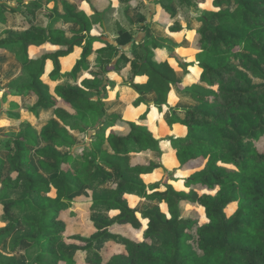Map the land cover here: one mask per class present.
Masks as SVG:
<instances>
[{
    "label": "trees",
    "instance_id": "1",
    "mask_svg": "<svg viewBox=\"0 0 264 264\" xmlns=\"http://www.w3.org/2000/svg\"><path fill=\"white\" fill-rule=\"evenodd\" d=\"M43 1L21 4L30 16L28 24L21 30H0V51L18 44L22 68L29 77L27 83L10 92L29 91L33 104L28 111L37 114L38 109L51 107L61 124L50 119L39 130L26 124L1 138L12 170L8 178H2L0 159V249L13 236L18 222L12 210L21 205L32 214L24 221L26 232L14 237L11 250L18 244L26 264H264V82L253 83L249 77L251 72L264 79V0H176L188 11L191 7L200 10L195 16L200 23L192 42L195 53L188 61L155 36L133 43L131 73L119 92L133 106L144 104L150 109V102L141 96L150 89L156 93L154 105L159 111L168 106L176 74L167 58L158 57V48L166 49L184 72L194 66L201 70L196 82L181 86L195 105L185 109L183 117L173 114L166 120L168 125L180 123L187 129L185 137H171L177 169L182 173L172 179L182 186L176 188L170 182L172 174L166 172L146 188L154 190L147 196L157 198L159 204L143 210L145 225L122 202L124 192L145 191L135 175L150 174L161 167L131 156L158 150V139L149 126L105 114L100 74L82 80L78 87L57 85L53 91L43 80L46 62H52L49 75L55 78L61 70L60 58L72 54L76 47L81 53L72 73L87 68L86 58L94 52L100 54L98 62L104 72L114 70L110 62L117 45L89 34L90 16H102L117 1L133 0H60L65 18L87 32L84 39L71 42L59 28L32 23ZM48 1L54 3L55 10L57 0ZM157 1L174 15L169 4L175 0ZM10 10L16 7L10 6ZM3 14L0 9V21ZM168 30L183 32L188 27L175 21ZM131 41V33L120 30L118 44ZM106 52L108 56L103 58ZM135 76L147 79L134 83ZM93 89L98 92H91ZM5 93L0 97V114ZM147 112L140 119L144 120ZM68 129L86 134L94 131L96 140L90 146H78L77 156L69 151L61 154L63 148L76 147ZM106 143L110 149L104 147ZM28 146L37 148L40 170L30 164ZM45 172L54 175L48 177ZM113 178L116 180L105 196L97 197L95 192L93 196L97 203H118L117 216H88L85 221L93 228L90 235L69 234L67 219L74 215H62L69 195L81 185H99ZM21 183L25 193L10 198V189ZM128 225L136 232L143 231V240L118 235L116 230ZM74 238L91 242L120 239L124 247L109 256L94 250L89 259L80 260L76 257L80 248L67 242ZM16 262L13 255L0 260V264Z\"/></svg>",
    "mask_w": 264,
    "mask_h": 264
},
{
    "label": "crops",
    "instance_id": "2",
    "mask_svg": "<svg viewBox=\"0 0 264 264\" xmlns=\"http://www.w3.org/2000/svg\"><path fill=\"white\" fill-rule=\"evenodd\" d=\"M27 1L32 0H25L23 2ZM143 2L144 4H147L148 7L146 12H143L141 10V5L143 4ZM8 3L9 2H7L6 4L0 2V9L4 11V20L0 21V30H21L25 25L5 26L9 16L12 15V13H20L18 8L21 7L22 4L18 2V4L15 6ZM134 3L138 4L137 7L134 5ZM231 4V7H233L234 3L232 2ZM169 5L175 12L174 15H171L169 12L164 10L157 0H133L132 3L117 1V3L113 7L105 11L102 16H90L92 25L89 34L92 36H98L109 44L117 45V52L113 53L110 62L111 64L115 65L114 70L104 72L103 64L98 62L100 54L94 52L90 55V57L86 58V63L88 64L87 68H80L76 73H72V68L79 59L81 53V48L76 47L72 54L60 58L61 70L58 76L54 78L49 75L53 68V64L51 61H47L46 73L43 77L44 82H46L49 85L51 91H53V88L57 85L64 88L78 87L81 85L82 80L86 78H92L95 76V74L102 75L103 82L99 84L101 85L100 94L102 95L101 98L103 102V111L105 112V114H107L108 116H117L119 118L127 119L137 123H146L149 126L150 130L153 132L155 138L158 139V150L147 149L139 153L131 154V156H139L145 160L152 161L156 164H161V167L156 168L150 174L135 175V177L137 176L135 181L145 185V191H142L143 195L141 199L135 195H127L126 197L129 204L133 205L134 208H136V216H139L141 214L143 208L145 210L146 208L157 206L159 204V200L157 198H149L147 196L154 191L151 189H146L149 185L160 181L164 177L166 172L170 174L173 173L175 175L179 174V176H182L181 171L177 169L178 161L176 158L175 148L171 143V137H185L187 134V129L180 123H173L172 125H168L166 120L173 114H177L180 117H183L184 110L195 105L194 101L189 97L188 92L181 88V86L184 88L189 87L192 83L196 82L201 71L198 67L194 66L189 67L188 71L184 72L176 62L175 58L167 55L166 49L158 48L156 50V53L160 59L167 58L169 63L171 60L175 62V65H171V63L170 65L176 74V83L171 84V90L168 96V106L164 109V111H159L155 107L154 102L156 101L157 96L152 89L141 92V96L146 101L150 102L151 106L148 110L144 104L133 106L132 104L126 103L123 100L125 95L119 93L122 88L123 82L128 80L131 73L130 51L132 45L133 43L138 44L143 42L147 36H155L161 41L163 38H168L176 41L178 45L176 50H174L175 52L177 51V49L182 50L184 48L191 47V56L182 58V60L188 61L193 58L195 49L192 47V42L194 34L200 23L196 18L190 21L186 20L182 22V20L176 16H179V12L183 9L184 6H180L176 0L172 1ZM10 6H15L16 10L11 11ZM52 6H54L53 2L44 0L41 8L48 10ZM74 6L77 11L80 10V8L76 4H74ZM184 9L186 10V7H184ZM55 10L52 9L50 11L52 14H50L49 16L47 13L44 14L46 16V23H44V20L37 21L36 23L34 20H32V23L38 26H52L61 29L64 32V38L68 42H71L77 38H85L87 32L82 29V27L76 22L65 18L66 13L60 0L56 1ZM136 21L142 22L139 23ZM175 21H179L183 26H187L188 30L183 32H170L168 30V27ZM120 30L130 32L132 35V41L126 44H118L117 38L119 36ZM192 30H194L193 36L190 38L189 34ZM107 53L108 52L104 53L105 55L102 54V57H107ZM19 55L20 48L18 44H10L7 49L0 51V97L5 91L7 93H5V101L2 103V112L0 114V159L3 162L1 173L2 178H8L12 170L11 164L8 159L9 153L1 144L2 136L7 133L18 132L20 128H23V126H25L26 124H31L37 130H39L40 126L50 119L56 120L61 124V121L55 116L54 109L51 107L40 108L38 109L37 114H33L28 111V108L33 104L32 97L29 91L10 92L11 88L20 84H25L29 81L28 75H26L22 68L21 59L19 60V58L22 57ZM146 79V76H135L133 82L144 83ZM91 92L97 93L98 90L93 89L91 90ZM118 95L120 99H117ZM96 97L97 96H94V98ZM146 111H148L146 118L144 120L140 119V116ZM68 132L75 141L76 147H74L73 149L63 148L60 150L61 154L69 151L73 156H77V154H79L80 152V148H78V146H90L92 142L96 140L94 131H90L86 134L85 132H81L77 129H68ZM104 147L110 149L107 143ZM28 148L30 150L28 155L30 164L33 165L37 170H40L38 159L36 157L37 148L34 146H28ZM45 174L48 177L54 175L52 173L46 172ZM115 180V178L111 179L109 181L110 184L106 187H111V184L114 183ZM89 187L90 186L87 184L81 185L77 190L73 191L69 195L70 197L73 196L74 200H77V203L74 205L76 208H82V205L87 203L86 201L91 200V197L93 195H88L87 189ZM24 191L25 188L23 186V183H21L18 188L10 189L9 196L10 198H17L19 196H22L25 193ZM84 194L88 195V197L90 198L84 199ZM143 205L147 206L142 207ZM21 207V205L16 207L12 210V213L16 212ZM65 212H67L66 215ZM65 212H63L64 214H62L64 218H67V215H69V213L72 215H76L72 212V209L69 208H67ZM76 216L80 217V215ZM88 216H91V214L88 213L87 217ZM26 218H29V216L21 218L16 217L18 224L12 234H23L26 232L27 229L24 225V221ZM21 228L24 232H19V229ZM89 228L91 229V232L87 233L86 235H90L93 232V228L90 225ZM11 237L12 236L7 238L2 246H4L6 243H9V241H11L12 239ZM18 252H20V256H18L20 258H23V250H20Z\"/></svg>",
    "mask_w": 264,
    "mask_h": 264
},
{
    "label": "rangeland",
    "instance_id": "3",
    "mask_svg": "<svg viewBox=\"0 0 264 264\" xmlns=\"http://www.w3.org/2000/svg\"><path fill=\"white\" fill-rule=\"evenodd\" d=\"M25 0H0V2L3 3H7L9 2L10 4L13 5H17L18 2L22 3ZM8 3V4H9ZM7 4V5H8ZM145 6V7H144ZM232 6V4L230 5V7ZM22 7V5H21ZM53 7V6H52ZM52 7H50L48 10H45L44 8L38 9L35 12V15L33 17V20L35 21V23L37 21H45L44 23H46V16L44 14H48V16L50 14H52L50 11L52 10ZM169 7L171 8V6L169 5ZM7 9V6H6ZM148 9L147 4H143L141 5V10L143 12H146ZM172 9V8H171ZM22 12H14L12 13V15L9 16L8 21L6 23L5 26H9V25H16V26H21V25H26L28 22V18L30 16H28V13L26 11H24L23 7H22ZM200 10L198 8H190L189 11L185 10L184 7L182 10H180L179 12V16L177 15L176 17L180 18L183 21H190L192 19L195 18L196 14L199 13ZM121 13V12H120ZM175 14V12H174ZM121 17V15H120ZM137 18V16H136ZM138 20V18H137ZM32 21V20H31ZM136 22H142V21H136ZM193 31H191V33L189 34V37L191 38L193 36ZM162 42L169 44L173 50H176L178 43L176 41H173L171 39H166L163 38ZM176 53L179 54L180 58H186V57H190L192 54V48H184L182 50L177 49ZM20 60V58H19ZM171 65H175V62H173L172 60L170 61ZM249 77L251 79V81L253 83H261L264 82V79L260 76H257L251 72H249ZM182 175V173H181ZM175 176H179V174H173L171 175V179L174 178ZM172 184L175 185V187L179 188L181 187L180 182H176L174 179L170 180ZM176 183V184H175ZM110 183L109 181L106 182H99V185L96 183L94 185H91L87 191H88V195H93L92 192H95V194L97 195V197H101L106 193V189H108V186ZM99 190H104V191H99ZM99 191V194H98ZM143 191V190H142ZM141 190H139L138 193L135 192H124L123 194V202L122 204H124L126 207H128L129 209H132L134 212H136V208H134L133 205H130L128 200H127V195H135L138 198H142L143 192ZM88 195L84 194V199H88L90 197H88ZM105 196V195H104ZM71 200V201H70ZM70 200L68 203L65 204V206L69 209H72V212L76 215H80V217H77L76 215H74V217L67 219V227H68V233L72 234V233H76L79 232L82 233V235H86L87 233L91 232V229L89 228V224L87 221H85L87 217V214H91V215H104L109 219H113L115 216H117L118 214V203H113L111 205H106L103 204L102 202H98L96 201V199L94 198V196L91 197V200L86 201V204L82 205V208H76L74 205L77 203V200H74V197L71 196ZM74 200V201H73ZM73 201V202H72ZM83 202V201H82ZM147 205H143L142 207H145ZM144 210V208H143ZM138 217V219L140 220V222L144 225L145 220L142 217V212ZM31 213L29 212V210H24L22 209V207L20 209H18L16 212H14L13 216L16 217H25V216H29ZM64 214V213H63ZM67 214V212H65V215ZM86 214V215H85ZM19 232H24L23 229H19ZM117 233H119L118 235H124L126 237H130V238H137L138 240H143L144 238V233L143 231L141 232H136L131 226H126V227H121L120 229L116 230ZM14 237H16V234H13V236L11 237V241H9V243H6L4 246L1 247L0 250V260H7V258L11 255L15 256L17 258V262L16 264H26V260L25 257L24 260L23 258L19 257L20 255V250H22V248H20L18 250L17 245L15 244V250H11V247L13 245L14 242ZM120 239L114 240V239H105V240H98V241H81L79 239H69L67 242L72 243V244H76L80 249L76 255L77 258H79L80 260H87L92 256V253L94 252V250H98L100 252H102L103 256H109L111 254H115L118 252L123 251V247L124 245L119 241ZM22 252V251H21ZM19 255V256H18Z\"/></svg>",
    "mask_w": 264,
    "mask_h": 264
}]
</instances>
